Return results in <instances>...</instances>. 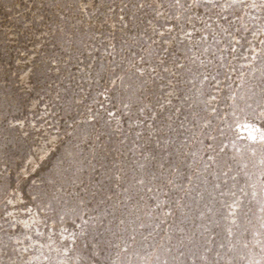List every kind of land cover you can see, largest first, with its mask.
<instances>
[{"label": "rangeland", "instance_id": "1", "mask_svg": "<svg viewBox=\"0 0 264 264\" xmlns=\"http://www.w3.org/2000/svg\"><path fill=\"white\" fill-rule=\"evenodd\" d=\"M262 136L264 0H0V264H264Z\"/></svg>", "mask_w": 264, "mask_h": 264}, {"label": "snow or ice", "instance_id": "2", "mask_svg": "<svg viewBox=\"0 0 264 264\" xmlns=\"http://www.w3.org/2000/svg\"><path fill=\"white\" fill-rule=\"evenodd\" d=\"M252 138L255 139V137H252ZM261 139H264V136H262Z\"/></svg>", "mask_w": 264, "mask_h": 264}]
</instances>
